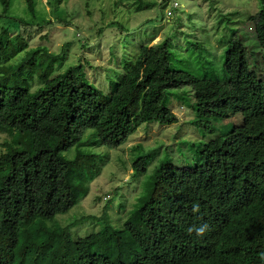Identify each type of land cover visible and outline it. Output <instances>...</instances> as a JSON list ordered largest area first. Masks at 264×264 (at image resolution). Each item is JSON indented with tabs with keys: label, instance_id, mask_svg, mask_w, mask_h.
<instances>
[{
	"label": "trees",
	"instance_id": "16d2710c",
	"mask_svg": "<svg viewBox=\"0 0 264 264\" xmlns=\"http://www.w3.org/2000/svg\"><path fill=\"white\" fill-rule=\"evenodd\" d=\"M10 1L0 0L3 15ZM22 1L34 16L36 0ZM247 22L264 52V0ZM5 34H0V59L13 63L23 48L7 43ZM242 39L227 43L222 78L172 68L169 39L141 44L135 58L123 61L108 94L87 80L86 60L39 78L34 90L20 79L16 62L1 68L0 135L6 140L0 154V264H264V220L245 216V210L264 202V86H255L250 71L256 62ZM187 86L193 124H206L207 130L212 119L245 113L263 120L262 142L234 148L229 137L222 145L201 144L195 163L202 168V185L162 188L172 204L168 212L154 202L157 176L145 204L126 218L136 234L134 247L126 246L111 225L108 204L98 219L101 229L82 238L74 239L71 230L95 217L47 223L73 207L74 185L81 184L72 183L76 171L81 178L88 160L99 171L87 146L118 148L144 123H176L169 91ZM73 149L74 155L66 156ZM146 166L142 158L132 163L137 173ZM202 225H207L202 235L190 231Z\"/></svg>",
	"mask_w": 264,
	"mask_h": 264
},
{
	"label": "rangeland",
	"instance_id": "374dc122",
	"mask_svg": "<svg viewBox=\"0 0 264 264\" xmlns=\"http://www.w3.org/2000/svg\"><path fill=\"white\" fill-rule=\"evenodd\" d=\"M173 1L179 6L168 18L170 5L164 0H143L141 8L134 0H36L34 16L27 12L22 0H11L4 15L0 4V34L5 32L7 43L23 48L13 63L31 90L40 85L39 78L83 65L86 60L83 69L87 80L108 94L115 83L112 81L123 71L125 59L135 58L141 44L151 46L166 39L171 41L172 68L195 76L213 74L222 78V56L234 37L244 39L251 61L256 62L255 68L250 64V74L257 90L264 86V52L258 48L247 22L248 16L260 9V0ZM8 62L0 59V70L14 66ZM169 93L168 107L178 121L171 125L144 123L118 148L87 146L84 150L97 156L93 159L99 171H93L89 164L92 160L83 167L85 174L81 178L76 179V171L72 183L81 182L74 185L76 201L67 213L48 221L49 225L95 217L71 230L74 239L85 237L101 229L98 219L108 204L111 225L126 246L134 247L136 234L126 224V218L145 204L157 176L160 186L153 195L154 202L168 212L172 204L162 188L175 191L182 186L202 185V168L195 163L201 144L217 140L222 145L229 137L230 147L234 148L262 142V119L239 113L229 120L212 119L206 130V124L197 126L192 122L191 87ZM5 140L0 135V154ZM74 153L73 149L66 156ZM139 158L146 161L144 173L132 168ZM245 216L264 220V202L245 210Z\"/></svg>",
	"mask_w": 264,
	"mask_h": 264
},
{
	"label": "clouds",
	"instance_id": "9594fccd",
	"mask_svg": "<svg viewBox=\"0 0 264 264\" xmlns=\"http://www.w3.org/2000/svg\"><path fill=\"white\" fill-rule=\"evenodd\" d=\"M164 2H167V4L168 5H170V10H167L166 11V17H171L172 16V12H173V10H175L176 8H178V3H177V6L176 7H173L172 6V4H173V2H175V1H173V0H164ZM171 12V16H167V12ZM250 29V28H249ZM251 72V71H250ZM250 117V116H249ZM251 118V117H250ZM252 119V118H251ZM262 126H263V123H262ZM207 229V225H202V226H200V227H198V228H195V229H190V231L191 230H194L196 233H197V235H202L204 232H205V230Z\"/></svg>",
	"mask_w": 264,
	"mask_h": 264
},
{
	"label": "built area",
	"instance_id": "2783aa9c",
	"mask_svg": "<svg viewBox=\"0 0 264 264\" xmlns=\"http://www.w3.org/2000/svg\"><path fill=\"white\" fill-rule=\"evenodd\" d=\"M172 6H173V7H176V6H177V3H176V2H173ZM167 16H171V12L168 11V12H167Z\"/></svg>",
	"mask_w": 264,
	"mask_h": 264
}]
</instances>
